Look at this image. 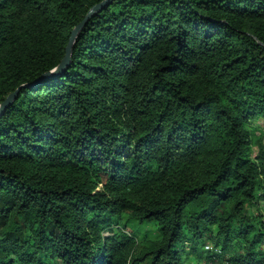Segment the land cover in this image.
Returning a JSON list of instances; mask_svg holds the SVG:
<instances>
[{"label":"trees","instance_id":"trees-1","mask_svg":"<svg viewBox=\"0 0 264 264\" xmlns=\"http://www.w3.org/2000/svg\"><path fill=\"white\" fill-rule=\"evenodd\" d=\"M103 1L0 0V264H264V0H113L47 76Z\"/></svg>","mask_w":264,"mask_h":264},{"label":"rangeland","instance_id":"rangeland-1","mask_svg":"<svg viewBox=\"0 0 264 264\" xmlns=\"http://www.w3.org/2000/svg\"><path fill=\"white\" fill-rule=\"evenodd\" d=\"M249 129L252 137L251 156L255 158L258 152V146L264 144V117L260 116L254 119ZM258 208L259 207L256 208V206L252 207L250 209L252 214L257 215L259 214V210L264 211V204L260 205V209ZM122 222L128 227V232H134L141 241L155 238L158 235L157 230L153 226L140 224L129 219L126 215L122 217ZM207 246L211 247L209 244H207Z\"/></svg>","mask_w":264,"mask_h":264},{"label":"water","instance_id":"water-1","mask_svg":"<svg viewBox=\"0 0 264 264\" xmlns=\"http://www.w3.org/2000/svg\"><path fill=\"white\" fill-rule=\"evenodd\" d=\"M113 0H104L102 3L92 7L87 13L84 20L77 25L71 32L69 42L66 47L65 56L60 63V65L54 69L52 72L47 74V76L57 75L63 72L71 63L73 48L79 33L83 30L85 25L91 20V18L98 12H100L103 7L109 5ZM22 87H19L15 92L11 93L1 104H0V115L17 99L18 93Z\"/></svg>","mask_w":264,"mask_h":264},{"label":"built area","instance_id":"built-area-1","mask_svg":"<svg viewBox=\"0 0 264 264\" xmlns=\"http://www.w3.org/2000/svg\"><path fill=\"white\" fill-rule=\"evenodd\" d=\"M206 248H207L208 250H212V247L206 246ZM218 252H220V251H218ZM207 264H220V263H219V262H209V263H207Z\"/></svg>","mask_w":264,"mask_h":264}]
</instances>
